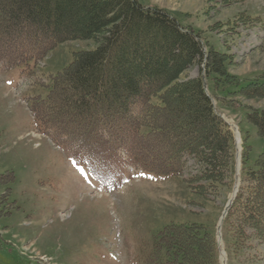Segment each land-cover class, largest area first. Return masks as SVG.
I'll list each match as a JSON object with an SVG mask.
<instances>
[{
  "label": "rangeland",
  "instance_id": "374dc122",
  "mask_svg": "<svg viewBox=\"0 0 264 264\" xmlns=\"http://www.w3.org/2000/svg\"><path fill=\"white\" fill-rule=\"evenodd\" d=\"M140 1L196 32L204 52L224 53L235 86L264 82V0ZM93 46L88 40H67L35 64L0 67V264H168L171 257L159 235L171 225L192 224L215 240L219 264L222 253L224 264H264V245L253 242L251 249L231 253L224 219L219 245L216 231L235 182H241V158L235 181L237 148L241 157L246 138L250 164L262 150L263 140L244 115L264 110V97L228 94L237 87L217 86L223 80L206 76L202 65L179 77L201 73L213 111L232 132L234 168L219 175L220 184L187 183L201 171L190 157H184L181 176L145 172L122 153L117 161L98 163L78 147L52 142L37 129L29 110L73 54ZM174 103L186 111L193 107L188 96ZM189 125L211 132L201 118Z\"/></svg>",
  "mask_w": 264,
  "mask_h": 264
},
{
  "label": "trees",
  "instance_id": "16d2710c",
  "mask_svg": "<svg viewBox=\"0 0 264 264\" xmlns=\"http://www.w3.org/2000/svg\"><path fill=\"white\" fill-rule=\"evenodd\" d=\"M73 39L94 46L75 52L50 78L45 97L34 99L29 109L52 142L78 147L98 163H112L122 153L157 176H181L184 157H190L201 171L187 183L220 184L219 175L233 171V135L213 111L201 73L179 78L202 65L206 76L223 80L217 86L237 87L225 70L224 53L204 52L196 32L140 0H0L1 68L35 64ZM233 93L264 97V82L250 81L228 94ZM184 96L191 110L175 106ZM244 117L263 146L250 164V146L243 141L241 182L223 221L231 253L251 249L253 242L264 245V110ZM200 118L210 133L189 125ZM197 188L201 192L203 186ZM202 231L194 224L164 228L159 242L171 257L168 264H219L215 240Z\"/></svg>",
  "mask_w": 264,
  "mask_h": 264
},
{
  "label": "water",
  "instance_id": "95a60500",
  "mask_svg": "<svg viewBox=\"0 0 264 264\" xmlns=\"http://www.w3.org/2000/svg\"><path fill=\"white\" fill-rule=\"evenodd\" d=\"M238 158H239V155H236V167H237V165H238ZM237 172V169H236V171H235V173ZM235 190H234V193L237 191V187H236V184H235ZM234 196H235V194H234ZM233 200V199H232ZM232 200H229L228 202H227V204L225 205V208H224V210H223V212H222V215H221V217H220V219H219V223H218V226H217V242H218V245L220 244V224H221V221H222V219H223V217L225 216V214H226V212H227V210H228V208H229V206H230V204L232 203Z\"/></svg>",
  "mask_w": 264,
  "mask_h": 264
},
{
  "label": "bare ground",
  "instance_id": "6f19581e",
  "mask_svg": "<svg viewBox=\"0 0 264 264\" xmlns=\"http://www.w3.org/2000/svg\"><path fill=\"white\" fill-rule=\"evenodd\" d=\"M236 138H238L237 137V135H236ZM238 178V177H237ZM235 187V186H234ZM235 189V188H234ZM230 200H232V199H230ZM221 258H222V261L221 262H223V264H224V257H223V253L221 254Z\"/></svg>",
  "mask_w": 264,
  "mask_h": 264
}]
</instances>
